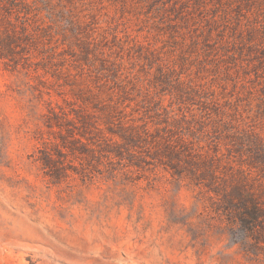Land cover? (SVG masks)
I'll use <instances>...</instances> for the list:
<instances>
[{
    "label": "rangeland",
    "instance_id": "obj_1",
    "mask_svg": "<svg viewBox=\"0 0 264 264\" xmlns=\"http://www.w3.org/2000/svg\"><path fill=\"white\" fill-rule=\"evenodd\" d=\"M0 264H264V0H0Z\"/></svg>",
    "mask_w": 264,
    "mask_h": 264
},
{
    "label": "trees",
    "instance_id": "obj_2",
    "mask_svg": "<svg viewBox=\"0 0 264 264\" xmlns=\"http://www.w3.org/2000/svg\"><path fill=\"white\" fill-rule=\"evenodd\" d=\"M42 161V164L45 167L51 168L54 175L57 177L60 175V166L56 165V161L51 158L50 154L46 151H44L42 158H40ZM55 163V164H54ZM240 201L243 209L245 210V216L249 218L250 224H255L260 217H262L261 208L258 204L254 202L252 197H250L248 194L240 196ZM247 204H250L248 207Z\"/></svg>",
    "mask_w": 264,
    "mask_h": 264
}]
</instances>
